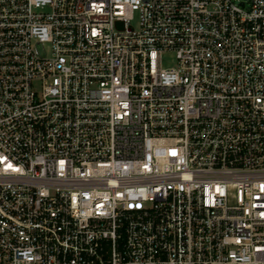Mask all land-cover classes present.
I'll return each mask as SVG.
<instances>
[{
  "label": "built area",
  "instance_id": "built-area-1",
  "mask_svg": "<svg viewBox=\"0 0 264 264\" xmlns=\"http://www.w3.org/2000/svg\"><path fill=\"white\" fill-rule=\"evenodd\" d=\"M0 264H264V0H0Z\"/></svg>",
  "mask_w": 264,
  "mask_h": 264
},
{
  "label": "rangeland",
  "instance_id": "rangeland-1",
  "mask_svg": "<svg viewBox=\"0 0 264 264\" xmlns=\"http://www.w3.org/2000/svg\"><path fill=\"white\" fill-rule=\"evenodd\" d=\"M242 1H249V0H242ZM132 24L136 27L139 25V15L135 13L134 19L132 20ZM163 65L165 67H175L176 66V57L175 53L172 51H167L163 54Z\"/></svg>",
  "mask_w": 264,
  "mask_h": 264
}]
</instances>
